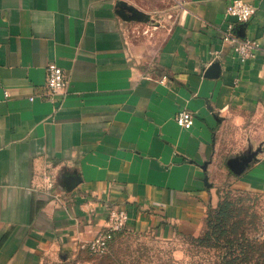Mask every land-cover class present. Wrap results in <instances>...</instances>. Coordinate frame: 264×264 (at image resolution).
I'll return each mask as SVG.
<instances>
[{
  "label": "crops",
  "instance_id": "crops-1",
  "mask_svg": "<svg viewBox=\"0 0 264 264\" xmlns=\"http://www.w3.org/2000/svg\"><path fill=\"white\" fill-rule=\"evenodd\" d=\"M124 1L158 25L116 0H0V264L85 249L111 208L126 230L197 233L225 182L264 194V0L232 26L260 44L243 62L222 39L231 0ZM50 61L66 79L51 100Z\"/></svg>",
  "mask_w": 264,
  "mask_h": 264
},
{
  "label": "rangeland",
  "instance_id": "rangeland-1",
  "mask_svg": "<svg viewBox=\"0 0 264 264\" xmlns=\"http://www.w3.org/2000/svg\"><path fill=\"white\" fill-rule=\"evenodd\" d=\"M218 202H225L231 222L240 224L236 229L229 221V231L236 229L259 243L264 241V194L246 192L232 186V182H225L219 188ZM216 208L217 205L208 212ZM206 219L205 216L197 233L165 235L155 227L123 229L115 234L102 255L80 249L47 257L43 264H102V261L111 264H197L202 257L197 239L205 231ZM256 251L264 258V246ZM262 258L256 254L249 264H262Z\"/></svg>",
  "mask_w": 264,
  "mask_h": 264
},
{
  "label": "built area",
  "instance_id": "built-area-1",
  "mask_svg": "<svg viewBox=\"0 0 264 264\" xmlns=\"http://www.w3.org/2000/svg\"><path fill=\"white\" fill-rule=\"evenodd\" d=\"M256 12V7L245 0H231L226 6L224 16L231 18L228 29L223 33V40L233 44V50L238 59L243 62L255 57L256 51L260 49L258 41L251 38H241L232 33V26L247 22ZM166 77H162L160 82H164ZM66 86L65 74L61 67L54 61H50L46 66V80L44 97L53 99ZM31 99V98H30ZM176 124L185 129H189L194 122L193 114L180 109L175 114ZM128 214L124 209L111 208L108 210L103 227L86 243L85 250L92 255H102L107 252L114 235L126 228Z\"/></svg>",
  "mask_w": 264,
  "mask_h": 264
},
{
  "label": "trees",
  "instance_id": "trees-1",
  "mask_svg": "<svg viewBox=\"0 0 264 264\" xmlns=\"http://www.w3.org/2000/svg\"><path fill=\"white\" fill-rule=\"evenodd\" d=\"M210 208L212 207L206 212L205 231L197 239V246L202 251V257L197 264H249L256 254L262 258L256 250L264 246V241L259 243L256 239L246 236L243 231L236 232L240 224L231 222L225 202H218L217 208L208 212ZM229 221L232 223L231 227L236 226L235 231L228 230ZM262 259L264 264V258ZM102 264L111 263L102 261Z\"/></svg>",
  "mask_w": 264,
  "mask_h": 264
},
{
  "label": "water",
  "instance_id": "water-1",
  "mask_svg": "<svg viewBox=\"0 0 264 264\" xmlns=\"http://www.w3.org/2000/svg\"><path fill=\"white\" fill-rule=\"evenodd\" d=\"M115 7L117 14L124 20L142 22L151 26L158 25V22L155 21V19H153L150 15L144 13L133 5L128 4L124 0H116ZM258 151L259 150L257 149L247 155H240L234 158H230L227 160L226 164L232 173H234L236 176L240 175L254 161L255 155L258 153ZM205 167L206 166L203 165V169H205ZM66 181L67 189H70L76 183V180L74 178H68ZM204 182L207 183L206 175L204 176Z\"/></svg>",
  "mask_w": 264,
  "mask_h": 264
}]
</instances>
